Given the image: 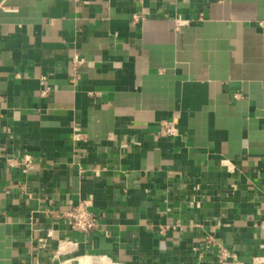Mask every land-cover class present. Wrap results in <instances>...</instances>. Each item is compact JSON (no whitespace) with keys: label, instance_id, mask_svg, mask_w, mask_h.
<instances>
[{"label":"crops","instance_id":"1","mask_svg":"<svg viewBox=\"0 0 264 264\" xmlns=\"http://www.w3.org/2000/svg\"><path fill=\"white\" fill-rule=\"evenodd\" d=\"M0 2V264H264V0Z\"/></svg>","mask_w":264,"mask_h":264},{"label":"built area","instance_id":"2","mask_svg":"<svg viewBox=\"0 0 264 264\" xmlns=\"http://www.w3.org/2000/svg\"><path fill=\"white\" fill-rule=\"evenodd\" d=\"M137 2H142L143 0H135ZM3 8L0 2V9ZM134 19L136 16L133 17ZM183 21L177 20L176 27L181 25ZM73 63H80V61L76 58L73 59ZM47 92L46 89L42 91L43 94ZM176 119L171 120H161L159 122L158 134L164 137H173L178 134V128L176 125ZM81 134H74L73 139H80ZM24 166L29 167L30 158L29 156H24L22 160ZM92 205V198L87 197L85 199H81L74 204L68 205L67 209L61 211L57 215L61 218L65 219L67 225L72 230L77 231H88L90 229L95 228L98 225V215L90 210ZM227 256H229L228 252L224 249H220L218 252V258L222 262L225 263ZM258 261L256 264H260Z\"/></svg>","mask_w":264,"mask_h":264}]
</instances>
